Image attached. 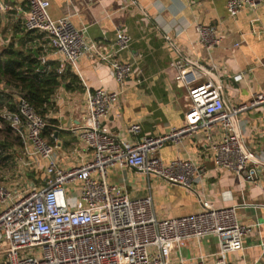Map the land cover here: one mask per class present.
Instances as JSON below:
<instances>
[{
	"label": "built area",
	"instance_id": "built-area-1",
	"mask_svg": "<svg viewBox=\"0 0 264 264\" xmlns=\"http://www.w3.org/2000/svg\"><path fill=\"white\" fill-rule=\"evenodd\" d=\"M28 6L25 28L36 37L46 63L58 57L59 69L76 66L85 57L104 60L119 84L133 70L131 62L117 54L132 43L130 34L118 30L113 46L89 39L70 14L53 18L51 0H25ZM264 6V0H227V10L236 17L244 8ZM2 10L9 6L0 1ZM199 42L211 51L222 38L215 26L195 25ZM264 38V27L262 29ZM172 79L187 88L191 103L185 124L161 135L143 134L139 123L120 139L104 125L119 99L120 90L98 88L87 96L86 121L80 139L92 150L93 158L76 166L63 167L54 156V145L43 135L47 121L30 103L18 96L15 110L4 109L2 118L22 140L28 156L47 160L44 184L0 185V264H231L229 254L244 248L252 225L238 215L237 204L218 207L204 198L205 166L192 159L166 162L159 151L167 142L180 143L200 129L222 128V137L211 146L214 169L227 170L245 181H255L261 160L249 148L241 133L239 115L249 107L264 104V92L244 104H232L225 95L224 79L212 68L179 59L170 66ZM242 79V74L232 76ZM27 165L29 162L27 160ZM130 167L167 182L179 184L198 197L199 211L161 217L153 196H131L119 184L111 183L113 167ZM79 185L73 196L69 188ZM214 235L219 249L213 256L202 252L193 259L182 249L192 240Z\"/></svg>",
	"mask_w": 264,
	"mask_h": 264
},
{
	"label": "crops",
	"instance_id": "crops-1",
	"mask_svg": "<svg viewBox=\"0 0 264 264\" xmlns=\"http://www.w3.org/2000/svg\"><path fill=\"white\" fill-rule=\"evenodd\" d=\"M0 1L10 8H0V50L9 46L27 54L30 47L40 49L35 36L38 33L25 28L26 1ZM49 12L53 18L70 14L75 26L85 30L89 39L100 41L107 48L113 46L118 30L132 37L130 47L117 54L121 61L133 65L123 84L117 82L109 65L100 58L85 56L76 66L68 64L62 69L69 66L80 78V88L75 90L65 89V83L62 84L48 114L58 120L54 125L60 131L56 135L50 128L54 139L46 138L54 145V156L63 167L80 165L93 158L92 150L86 148L79 136L86 121L89 91L120 90L104 125L124 140L130 139L127 129L134 123L141 124V135H161L185 124L191 105L188 90L173 81L170 71L171 64L179 59L199 61L216 70L224 79L226 97L234 105L249 103L256 94L264 92V6L244 8L234 18L227 10V0H51ZM197 23L215 26L221 44L211 51L204 48L195 28ZM50 60L57 62L58 57L50 55ZM235 74H242V79L234 80ZM239 118L244 141L264 161V104L249 107ZM222 131L219 126L210 131L200 129L178 144L167 142L159 155L166 162L192 159L206 167L204 198L218 207L237 204L240 220L252 225L244 248L229 254L231 264H264V162L257 165L258 177L251 182L231 171H216L211 146L221 139ZM10 145L12 150L17 148L15 142ZM24 154V163L29 162V176L36 174L39 182L27 175L22 178L23 184L42 186L47 160L28 156L25 151ZM108 180L124 186L131 196L151 192L161 217L201 209L192 191L134 168L113 167ZM79 188L72 186L69 193L76 196ZM218 249L217 237L209 235L199 242L190 241L182 253L191 260L200 252L213 256Z\"/></svg>",
	"mask_w": 264,
	"mask_h": 264
},
{
	"label": "trees",
	"instance_id": "trees-1",
	"mask_svg": "<svg viewBox=\"0 0 264 264\" xmlns=\"http://www.w3.org/2000/svg\"><path fill=\"white\" fill-rule=\"evenodd\" d=\"M35 36L39 37L38 34ZM35 49L39 54L38 57L34 52ZM41 54V49L34 48V46L28 49L27 54L9 46L0 50V124L8 125L7 131L11 137L15 134L2 118V114L5 108L15 110L18 96H23L34 110L46 119L47 124L54 125L58 120L49 117L48 114L54 106V97L57 91L63 83H65V89L80 88V78L72 68L67 66L60 72L58 71V61L57 63L54 60H48L46 63H42ZM43 135L51 136V139H54L50 127L44 128ZM18 140L19 144L23 146L22 140L19 138ZM6 144L11 147L10 143ZM6 144L2 143L0 139V147L4 148ZM7 157L0 149V163L4 162Z\"/></svg>",
	"mask_w": 264,
	"mask_h": 264
},
{
	"label": "rangeland",
	"instance_id": "rangeland-1",
	"mask_svg": "<svg viewBox=\"0 0 264 264\" xmlns=\"http://www.w3.org/2000/svg\"><path fill=\"white\" fill-rule=\"evenodd\" d=\"M7 128V124H0V139L2 140V143L5 144L10 142L12 144L13 142H15L17 144V148L12 150L9 146H7V144L6 146H4V148L0 147L1 151H3V155L8 156L6 160H4V162L0 163V185H4L7 187H10V185L12 184L14 186H17L19 184L23 185V176H29V172L27 169L29 165L24 163V161L26 160V155L24 154V151L22 149L23 146L20 147L21 144H19L18 138L14 137L15 135L12 137L11 135L9 136ZM8 140L10 141L8 142ZM29 178L33 179L36 182H39L36 179V174L32 177L29 176Z\"/></svg>",
	"mask_w": 264,
	"mask_h": 264
},
{
	"label": "water",
	"instance_id": "water-1",
	"mask_svg": "<svg viewBox=\"0 0 264 264\" xmlns=\"http://www.w3.org/2000/svg\"><path fill=\"white\" fill-rule=\"evenodd\" d=\"M36 56L38 57L39 54L36 52V49L34 50ZM47 127L53 128L55 130L56 135H58V132L60 131V127L53 124H46Z\"/></svg>",
	"mask_w": 264,
	"mask_h": 264
}]
</instances>
